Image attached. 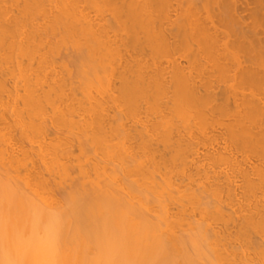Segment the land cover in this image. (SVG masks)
I'll list each match as a JSON object with an SVG mask.
<instances>
[{
  "label": "bare ground",
  "instance_id": "1",
  "mask_svg": "<svg viewBox=\"0 0 264 264\" xmlns=\"http://www.w3.org/2000/svg\"><path fill=\"white\" fill-rule=\"evenodd\" d=\"M0 264H264V0H0Z\"/></svg>",
  "mask_w": 264,
  "mask_h": 264
}]
</instances>
